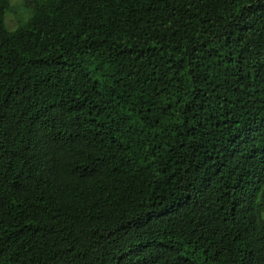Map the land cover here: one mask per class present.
I'll list each match as a JSON object with an SVG mask.
<instances>
[{
    "label": "trees",
    "instance_id": "1",
    "mask_svg": "<svg viewBox=\"0 0 264 264\" xmlns=\"http://www.w3.org/2000/svg\"><path fill=\"white\" fill-rule=\"evenodd\" d=\"M0 0V264H264V0Z\"/></svg>",
    "mask_w": 264,
    "mask_h": 264
},
{
    "label": "rangeland",
    "instance_id": "2",
    "mask_svg": "<svg viewBox=\"0 0 264 264\" xmlns=\"http://www.w3.org/2000/svg\"><path fill=\"white\" fill-rule=\"evenodd\" d=\"M12 9L7 14V23L10 28H14L29 14L31 0H11Z\"/></svg>",
    "mask_w": 264,
    "mask_h": 264
}]
</instances>
